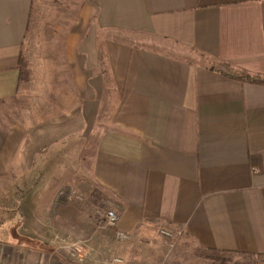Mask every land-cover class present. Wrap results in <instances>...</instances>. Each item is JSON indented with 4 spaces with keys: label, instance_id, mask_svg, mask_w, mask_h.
Masks as SVG:
<instances>
[{
    "label": "crops",
    "instance_id": "0c3cea01",
    "mask_svg": "<svg viewBox=\"0 0 264 264\" xmlns=\"http://www.w3.org/2000/svg\"><path fill=\"white\" fill-rule=\"evenodd\" d=\"M33 4L0 0V100L18 91ZM80 26L66 52L92 106L81 113L82 129L98 133L90 177L75 174L74 141L59 146L55 137L43 142L40 127L12 134L0 126V181H27L18 217L3 210L0 257L163 264L178 241L264 254V85L231 78L225 68L264 76V0H83ZM127 33L139 40H124ZM105 101L115 103L110 120H100ZM60 128L67 136L79 131ZM76 187L94 203L96 192L107 198L117 226L93 239ZM162 227L182 233L167 239ZM118 230L132 238L119 241L127 250L115 255L109 238ZM74 234L90 239V250L99 245L95 256L79 262L59 251Z\"/></svg>",
    "mask_w": 264,
    "mask_h": 264
},
{
    "label": "rangeland",
    "instance_id": "374dc122",
    "mask_svg": "<svg viewBox=\"0 0 264 264\" xmlns=\"http://www.w3.org/2000/svg\"><path fill=\"white\" fill-rule=\"evenodd\" d=\"M82 3L83 0H34L21 57L20 84L13 98L0 100V126L10 128L12 134L19 132L32 134L35 127H40L43 142L55 137L58 138L59 146L62 142L74 141L76 155L72 162L75 174L82 177L86 173V179H88L90 177V157L94 154L98 133L94 130V132L84 134L82 129L88 123H84L81 113L88 108L92 109V106L81 97L80 87L74 76L73 64L66 52L67 47L74 42L72 38L74 31H81ZM122 36L128 37L124 39L127 41L139 40L137 35L130 33ZM74 45H82L81 39ZM114 105L113 101L100 104L102 113L100 120L106 117V120H110ZM67 117H70L69 120L72 123L67 122ZM67 124L76 125V130L79 129L78 133H70L67 136V134L56 132L61 131L63 128L60 127ZM43 171H46L45 167ZM26 182L20 183L13 178L5 182L0 181V223L6 219L7 212H3L6 208H10L11 217L16 218L21 204L25 203V199L20 196L24 193ZM85 182L79 184L85 185ZM73 191L75 196H79L76 205L95 226L94 230L88 233H93V239L99 238L106 229L111 228L102 229L106 223L104 215L110 209L115 210L113 205L103 196L96 195L93 199L94 203L92 198L80 197L79 194L82 192L77 187ZM78 235L74 234L73 236L76 237L70 241H60L59 251L69 258L81 259L80 262H84L91 259L92 255L95 256V246L98 250L99 245H94V248L90 250L88 242L91 240L83 236L78 237ZM111 235L109 239L115 242L113 232ZM116 240L117 244L111 241L113 243V247L110 248L112 253L114 251L116 255L126 252L127 247L120 243L125 241L118 238ZM80 241L84 243L85 249L78 255H74L71 245ZM176 244L169 251V259H166L163 264H264V254L190 249L181 241ZM166 246L168 250L171 247L169 243ZM165 248L163 250H166Z\"/></svg>",
    "mask_w": 264,
    "mask_h": 264
},
{
    "label": "built area",
    "instance_id": "2783aa9c",
    "mask_svg": "<svg viewBox=\"0 0 264 264\" xmlns=\"http://www.w3.org/2000/svg\"><path fill=\"white\" fill-rule=\"evenodd\" d=\"M104 217H105V222L106 223H105V225L103 227L114 228V227L117 226L118 221H119V215L116 212V210H112V209L108 210L105 213ZM159 232H160V234L163 237H165L167 239H174V238L178 237V235H180L182 233V231L175 232V231H173V230H171L169 228H166V227H162ZM116 237L119 240L129 241L132 238V235L129 232L118 230L116 232ZM71 246H73L72 247V251H73L74 255H78L80 252H82L85 249V245H84V243L82 241L76 242V243L72 244ZM57 247L59 249V245ZM73 259H75V258H73ZM75 260L79 261V262L81 261V259L80 260L75 259ZM116 261L121 262V259H116ZM0 264H22V263L19 262V261L12 262V261H10V260H8L6 258L0 257Z\"/></svg>",
    "mask_w": 264,
    "mask_h": 264
},
{
    "label": "trees",
    "instance_id": "16d2710c",
    "mask_svg": "<svg viewBox=\"0 0 264 264\" xmlns=\"http://www.w3.org/2000/svg\"><path fill=\"white\" fill-rule=\"evenodd\" d=\"M225 68L226 75L231 78L240 80L242 82H250L264 85V76L258 74H251L245 70H234L230 67V65H226ZM96 195H99L98 192L94 193V197H96Z\"/></svg>",
    "mask_w": 264,
    "mask_h": 264
}]
</instances>
